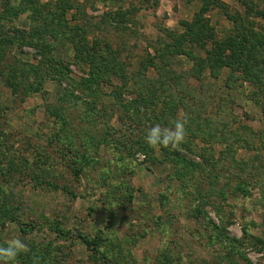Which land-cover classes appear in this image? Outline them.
I'll return each mask as SVG.
<instances>
[{"label":"rangeland","instance_id":"1","mask_svg":"<svg viewBox=\"0 0 264 264\" xmlns=\"http://www.w3.org/2000/svg\"><path fill=\"white\" fill-rule=\"evenodd\" d=\"M0 33L11 264H264V0H0Z\"/></svg>","mask_w":264,"mask_h":264},{"label":"clouds","instance_id":"2","mask_svg":"<svg viewBox=\"0 0 264 264\" xmlns=\"http://www.w3.org/2000/svg\"><path fill=\"white\" fill-rule=\"evenodd\" d=\"M186 119H177L174 121V127H162L159 124L151 126L145 136L146 143L152 148H171L178 150L179 146L185 142L186 132ZM29 246L21 241L19 238L11 239L7 246H0V261L3 264H11L16 261L21 253H28Z\"/></svg>","mask_w":264,"mask_h":264},{"label":"trees","instance_id":"3","mask_svg":"<svg viewBox=\"0 0 264 264\" xmlns=\"http://www.w3.org/2000/svg\"><path fill=\"white\" fill-rule=\"evenodd\" d=\"M127 14H128V12H126V11H124V12H122V11H118L117 13H116V15H118L120 18H118L119 20H121V18H124L125 16H127ZM6 40H5V38H4V36L3 35H1V33H0V55H1V48H3V44H4V42H5ZM217 230H218V228H217ZM57 232L59 233V234H69V231H65L62 227L60 228V227H57ZM81 236L82 235H78V237L79 238H81ZM88 243V245H90V244H94V245H97L98 244V240L97 239H92L91 241H87ZM97 256V255H96Z\"/></svg>","mask_w":264,"mask_h":264}]
</instances>
